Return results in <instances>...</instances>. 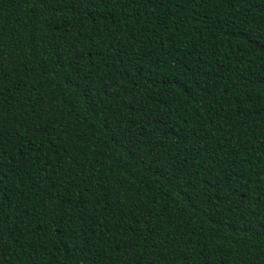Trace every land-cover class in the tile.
I'll list each match as a JSON object with an SVG mask.
<instances>
[{
	"label": "trees",
	"instance_id": "obj_1",
	"mask_svg": "<svg viewBox=\"0 0 264 264\" xmlns=\"http://www.w3.org/2000/svg\"><path fill=\"white\" fill-rule=\"evenodd\" d=\"M0 264H264V0H0Z\"/></svg>",
	"mask_w": 264,
	"mask_h": 264
}]
</instances>
